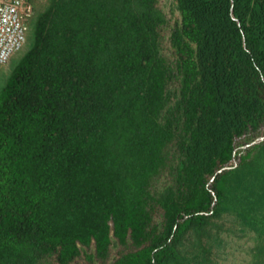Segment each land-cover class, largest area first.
<instances>
[{
  "label": "trees",
  "instance_id": "16d2710c",
  "mask_svg": "<svg viewBox=\"0 0 264 264\" xmlns=\"http://www.w3.org/2000/svg\"><path fill=\"white\" fill-rule=\"evenodd\" d=\"M173 6L47 0L0 93V264H264V0Z\"/></svg>",
  "mask_w": 264,
  "mask_h": 264
},
{
  "label": "built area",
  "instance_id": "2783aa9c",
  "mask_svg": "<svg viewBox=\"0 0 264 264\" xmlns=\"http://www.w3.org/2000/svg\"><path fill=\"white\" fill-rule=\"evenodd\" d=\"M34 13L30 0H0V65L7 64L23 48L27 41L28 21Z\"/></svg>",
  "mask_w": 264,
  "mask_h": 264
},
{
  "label": "rangeland",
  "instance_id": "374dc122",
  "mask_svg": "<svg viewBox=\"0 0 264 264\" xmlns=\"http://www.w3.org/2000/svg\"><path fill=\"white\" fill-rule=\"evenodd\" d=\"M35 8V13L33 17L28 21L29 30L27 32V41L24 44L23 48L20 49L7 64L0 65V93L2 91V88L7 83L12 71L14 68L18 65L22 57L25 55V53L30 49L33 43L34 39V33H35V25L38 18L39 12L46 6V1H40V0H30ZM163 6L168 12H172L174 9L173 6V0H161ZM249 244H245V246H248ZM245 252L243 250L238 249L237 247L232 249V253L230 255L229 264H246L244 261Z\"/></svg>",
  "mask_w": 264,
  "mask_h": 264
},
{
  "label": "water",
  "instance_id": "95a60500",
  "mask_svg": "<svg viewBox=\"0 0 264 264\" xmlns=\"http://www.w3.org/2000/svg\"><path fill=\"white\" fill-rule=\"evenodd\" d=\"M234 15V12H233ZM262 140H264V135H262L260 138H258L257 140H255L254 142H252L250 145L257 143V142H261ZM232 166H227L226 169L231 168Z\"/></svg>",
  "mask_w": 264,
  "mask_h": 264
}]
</instances>
